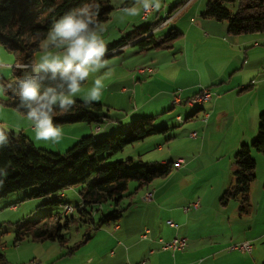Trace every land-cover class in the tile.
Returning a JSON list of instances; mask_svg holds the SVG:
<instances>
[{
	"label": "rangeland",
	"instance_id": "rangeland-1",
	"mask_svg": "<svg viewBox=\"0 0 264 264\" xmlns=\"http://www.w3.org/2000/svg\"><path fill=\"white\" fill-rule=\"evenodd\" d=\"M186 0H177L178 3ZM208 0H204L206 3ZM162 8L161 14L167 13L177 3L176 0H163L160 1ZM166 2V8L164 6ZM135 3V0H111L110 5L114 8L111 17L106 22L100 23L106 28L103 33L107 44L117 41L125 33H128L136 26L152 24V17L148 20H140L143 15V10L136 16H122L121 9L123 7L131 6ZM164 9L168 11L165 12ZM159 11V10H158ZM151 15V14H150ZM149 15V16H150ZM154 16V14H153ZM194 21L191 25L199 26V21L202 16L201 13H194ZM162 21V20H161ZM157 26L158 27L161 23ZM202 21V20H201ZM219 21L218 23H221ZM225 25H227V22ZM228 26V25H227ZM174 24L170 25L162 33H166L171 30ZM176 28V27H175ZM181 30L183 35L177 39L172 48L165 49H152L148 48L140 50L139 48L129 46L124 49L123 52L117 53L107 58L111 67V72L105 80V90L103 92L101 100L97 101L105 105L104 111L109 117H125L130 114V122L141 117L142 115H135L132 112L139 108L141 103H173L172 99L168 102L165 100L164 95L153 101L158 90H175V92L183 94H192L197 91L201 93L205 88L213 89L217 83L211 84V80L215 79L217 73L222 69L223 62L221 59L222 48L217 36V31H212L208 26L193 28L187 38V32ZM155 29V30H156ZM187 48V50L185 49ZM40 54V50L35 54V58ZM157 58L163 64L166 65L160 73V79L152 82L149 85L141 84V81L147 80L148 76L140 75L137 78L133 76L128 77V74L133 72L137 73L138 67H145L148 64L152 65L151 58ZM34 58V59H35ZM175 58V59H174ZM16 60L14 53L9 52L0 44V77L11 79L13 77L12 65L8 66L4 63H13ZM2 63V64H1ZM153 66V65H152ZM17 67V64L16 66ZM133 81V82H132ZM139 81V85L134 84ZM0 84H2L0 82ZM3 85V84H2ZM88 85L82 87V94L87 91ZM128 89L124 91L123 88ZM189 90V91H187ZM174 96V95H173ZM193 96L190 97V99ZM5 91L0 93V128H6L7 131L12 132H26L32 133L30 130V122H28L23 113L3 103L2 100L6 98ZM247 96L241 99H246ZM239 100H237L238 102ZM137 104L139 106H137ZM200 104V103H199ZM239 105V104H237ZM186 106V105H184ZM150 107V106H149ZM196 106L194 110L198 109ZM148 109V108H147ZM182 110L180 107L175 108L172 111L155 114L154 125L156 127L160 125V121L164 118H168L172 112L178 113ZM200 117L202 116V110L199 111ZM184 116V115H183ZM143 117V116H142ZM231 119H228V123L225 125H231L230 132L236 129L235 124H231ZM195 120H199L195 119ZM226 122V120L224 121ZM196 123V122H193ZM79 125H86L87 123H74ZM180 125V124H179ZM64 134L71 132L68 127H72V124H65L61 126ZM84 128L80 129L83 131ZM123 129V128H121ZM183 132L184 137L181 135L177 138H170V134H161L151 136L143 141L136 142L134 144L126 146L121 152L115 154L110 161L115 160H133L134 163L139 161L143 162H156L161 163V156L167 155L171 157L169 160L175 161L176 157L186 156L189 149H194L196 156L195 171H193L187 181L190 183V188L182 192V196H188L189 193H203L204 189L213 181L217 180L216 166L218 164L225 163V161L218 162L219 151L222 148V144L217 141H208L204 147L198 150L197 147L191 145L188 142L191 138L189 135L191 127L186 126V131L182 128H175ZM199 132V129H195ZM190 136V137H189ZM30 138V137H29ZM81 138V137H80ZM170 139V140H169ZM32 140V139H31ZM33 141V140H32ZM34 142V141H33ZM34 143L37 147L47 149L55 153H65L74 143L73 140L64 135L62 141L59 144H53L50 142H37ZM163 144V150L159 149L158 144ZM250 144V143H249ZM260 152L253 149L252 153ZM262 153V152H260ZM264 155V154H263ZM185 158V157H184ZM177 160V159H176ZM221 159H219L220 161ZM179 170L174 168L166 177L156 178L148 185V188L158 190L161 185V190L158 191V198L170 196V191H180L178 186ZM219 180H221L219 178ZM81 185H77L66 189V202L75 206L80 201V195L78 191L81 190ZM199 187H203L202 190ZM172 188V189H171ZM129 195L123 199L120 207L124 208L122 217L116 222L110 224H103L102 227L97 228L92 222L88 221V218L82 217L78 212L74 214L75 221L70 224L69 228L63 227L61 232L62 236L67 240L64 245L55 241L35 242L29 238H24L22 241L16 242L17 228L26 220H38L41 217L48 215L54 216L61 208L57 205L47 204L46 197H31L32 189H25L10 194L8 197L0 200V255L4 257L5 264H29L34 261L36 264H121L119 259L124 260L128 264L134 258L127 261L125 256L130 254V247L137 249L142 246L141 239L139 237L141 226L147 220H150L156 228L167 220L166 215L162 217L161 213L156 211L155 216L147 214L145 211L146 203L142 201L143 194L147 191V187L140 188L136 181L129 183ZM153 192V191H152ZM148 193H146L147 195ZM145 195V196H146ZM258 195V193H257ZM180 196V195H177ZM164 198V197H163ZM168 201V200H167ZM12 205H16L13 208ZM114 205L109 202L101 206L100 210L95 212L93 218L95 223H98L99 219L103 215H107L114 210ZM144 220H146L144 222ZM116 224H121L127 232L129 238H122V230L116 231L114 229ZM120 242V243H119ZM254 252L252 254L236 253L235 258L232 260L236 264H246L250 261L251 264H264V236L253 241ZM74 247V250L72 249ZM73 250L74 252H70ZM111 251L115 252V257L110 256ZM134 257V255H132ZM226 259H221L217 264H226ZM130 263V264H131ZM123 264V263H122ZM206 264H214L211 260ZM228 264V263H227Z\"/></svg>",
	"mask_w": 264,
	"mask_h": 264
},
{
	"label": "trees",
	"instance_id": "trees-1",
	"mask_svg": "<svg viewBox=\"0 0 264 264\" xmlns=\"http://www.w3.org/2000/svg\"><path fill=\"white\" fill-rule=\"evenodd\" d=\"M110 1L100 0L99 23L111 17L114 8ZM80 3L81 0H0V44L15 54L17 65H30L40 49L35 44L27 43L25 34L46 31L55 17ZM201 16L227 22L229 35L264 33V0H208ZM158 24L136 26L119 40L107 44L109 51L106 58L123 52L129 46L140 50L172 48L183 33L175 27L166 33L153 32ZM24 71L14 67L13 77L8 80L0 77V82L7 86ZM5 94L7 97L2 100L4 104L23 114L26 112L10 90H5ZM176 94L181 97L178 92L174 93V97ZM104 108L103 103L94 102L90 107H77L55 117L54 122L60 126L81 122L96 125L92 134L83 135L65 153L39 148L23 132L8 131V142L0 146V169L4 170V175L0 176V200L17 191L32 189L31 197H46L47 204L61 208L53 217L45 215L38 220L22 222L17 228L16 242L27 237L35 242L55 241L64 245L67 239L61 232L63 227L69 228L75 221L76 212L88 218L97 228L116 223L125 210L120 205L129 195L131 181H136L139 189L148 187L156 178L168 176L175 168L171 160L165 163L110 161L126 146L151 136L167 134L169 128L164 125L156 127L155 116H141L123 129L102 134L101 127L109 118ZM97 127H100L98 131ZM253 149L264 154V111L259 115L258 132L253 141L240 144L234 154V182L221 197L223 203L237 199L241 214H247L251 206L250 190L256 178ZM77 185L82 186L79 191L81 199L73 206L65 201L61 193ZM109 202L115 206L114 210L95 223V212ZM65 204L71 205L74 210L64 214ZM0 264H5L3 255H0Z\"/></svg>",
	"mask_w": 264,
	"mask_h": 264
},
{
	"label": "crops",
	"instance_id": "crops-1",
	"mask_svg": "<svg viewBox=\"0 0 264 264\" xmlns=\"http://www.w3.org/2000/svg\"><path fill=\"white\" fill-rule=\"evenodd\" d=\"M163 1V0H160ZM170 11L164 9L167 13L161 14L159 11H154L150 16L145 18L143 15L140 20H148L152 17L155 24L166 18H172L171 21L162 27H158L154 32L162 33L170 25L174 24L180 31L186 28L187 38L193 28H202L208 26L213 31H217V38L221 44V56L224 63L222 69L217 73L215 79H212L211 84L217 83L216 87L209 89L212 93L211 100L202 103H194V105L187 104V100L197 93L181 94L182 103L172 106L171 103H141L139 108H136L135 115L142 116H155V114L166 113L173 109L181 108L178 113L172 112L168 118L160 121V125L167 126L170 133H174L170 138H177L181 135L184 137L183 132L173 130L175 128H182L186 131V126L191 127V133L199 129L197 137H190L188 141L195 147H204L208 141H217L222 144L219 151L218 162L225 161V163L216 166L217 180L211 182L203 191V193H189L188 196H182V192L190 188V183L187 181L189 175L195 171L196 162L194 149H189L186 156H179L176 159L183 158L185 163L178 167L179 179L178 186L180 191H170V196L161 194L158 198L157 193L161 190V185L158 190L147 187V191L142 196V201L146 203L145 211L147 214L155 216L158 210L162 217L166 215L167 220L162 223L158 228L150 222L144 220L145 223L141 226L139 237L142 240V246L137 249L130 247V254L125 256L127 261L134 258L133 263L128 264H206L211 260L214 264L221 259H226V264H236L232 261L237 252L245 255L254 252V245L251 252H243L238 250H231L230 247L234 244L259 239L264 236V155L257 152L252 153L256 160V178L252 182L250 190V209L247 214L239 212V201L237 199H229L226 203L221 201L224 191L234 182L233 171L235 169L234 154L242 143H251L258 132L259 115L264 111V33H251L241 35H229L227 32V25L222 21L213 18L202 17L199 21V26L191 25L195 19L194 13H202L205 9L206 3L204 0H186L178 3L177 0ZM164 2L163 8L166 6ZM166 8V7H165ZM154 14V16H153ZM194 19V20H193ZM199 30V29H196ZM182 32V31H181ZM128 48V47H127ZM125 48V49H127ZM187 50V48H185ZM152 71L144 73L133 72L128 74V77L137 78V76L144 75L148 77L147 80L141 81V84L149 85L152 82L160 79V73L166 69L163 64L156 57L151 58ZM175 59V58H174ZM2 64V63H1ZM5 65L16 66V63H4ZM133 82V81H132ZM139 85L136 82L134 84ZM124 91L128 88H123ZM189 91V90H187ZM175 90H158L153 101L164 95L167 98L165 101L174 97ZM198 94V93H197ZM246 99H241L244 98ZM237 100H239L237 102ZM239 104V105H237ZM186 105V106H184ZM150 106V107H149ZM198 106L199 108L194 110ZM148 108V109H147ZM202 110L200 117L199 111ZM130 114L125 117H109L107 122L102 125V134L114 132L122 127H126L130 122ZM184 115V116H183ZM178 116L186 119L181 126H178ZM140 117V116H139ZM199 120H195L198 119ZM231 119V124L236 125V129L230 132L231 125L225 127L228 119ZM226 120V122H224ZM196 122V123H193ZM84 123V122H83ZM72 124L70 128L72 131L64 135L70 137L73 143L85 134H92L96 125L86 124L80 125ZM84 128L83 131L79 130ZM31 130V127H30ZM168 132V133H169ZM27 136L33 139V134L26 132ZM170 140V139H169ZM163 144H158L159 149ZM198 148V150H201ZM163 150V148L161 149ZM161 163L169 161L171 157L165 155L161 156ZM174 165V163H173ZM219 178L221 180H219ZM201 190L203 187H199ZM172 189V188H171ZM153 191L152 199L149 201L144 200L147 192ZM258 193V195H257ZM79 194V191H78ZM180 195V196H177ZM66 198V193H64ZM168 200V201H167ZM193 202H198V207H191L185 210L184 207ZM69 203V202H68ZM16 208L15 205H12ZM157 211V212H158ZM174 221L177 226L172 227L167 222ZM114 229L118 232L122 230V238H129L127 230L121 224H116ZM148 232L147 238H142L145 231ZM176 235L187 238V246L181 250H164L161 248L162 241H170ZM120 243V242H119ZM115 252L111 251L110 256L115 257ZM134 255V257L132 256ZM121 264L124 260L119 259ZM125 264H127L125 262ZM246 264H251L247 261ZM254 264V263H253Z\"/></svg>",
	"mask_w": 264,
	"mask_h": 264
},
{
	"label": "clouds",
	"instance_id": "clouds-1",
	"mask_svg": "<svg viewBox=\"0 0 264 264\" xmlns=\"http://www.w3.org/2000/svg\"><path fill=\"white\" fill-rule=\"evenodd\" d=\"M100 7V0H81L77 7L55 17L46 31L26 33L24 39L35 44L40 54L30 65H17L25 70L23 75L7 86L0 84V93L10 90L26 109L24 116L37 142L59 144L64 131L54 122L55 117L77 107H90L102 98L111 67L103 35L106 28L97 19ZM160 7V0H135L121 14L136 16L141 10L158 11ZM84 85L88 87L82 94ZM7 142V129H0V146Z\"/></svg>",
	"mask_w": 264,
	"mask_h": 264
},
{
	"label": "built area",
	"instance_id": "built-area-1",
	"mask_svg": "<svg viewBox=\"0 0 264 264\" xmlns=\"http://www.w3.org/2000/svg\"><path fill=\"white\" fill-rule=\"evenodd\" d=\"M152 12H154L153 10H149L147 12H144L143 11V16L145 18H147ZM172 18H166L164 20L161 21L160 23V27L164 26V25H167L170 21H171ZM154 32V31H153ZM146 71H152L151 67L149 66H145V67H138L137 69V72L139 73H144ZM212 98V93L210 92V90L208 88H205L204 90H202L201 93L199 94H196L194 97H192L187 103L189 105H194V102H202V106L205 102L211 100ZM178 103H181V97H180V94H176L174 99H173V105H176ZM185 122V120L181 117V116H178V123L177 124H183ZM100 129V127H97L96 128V131H98ZM198 133L196 131L192 132L191 133V137H197ZM185 163V160L183 158H179L177 160L174 161V167L175 168H178L180 166H182L183 164ZM61 194H64V193H61ZM152 196H153V193L152 191L149 193V196H145L144 197V200L145 201H149L152 199ZM199 206V203L198 202H193L189 205H186L184 207V209L187 211L189 210L191 207H198ZM73 207L71 205H64V208H63V211H64V214H67L69 213V211H73ZM170 226L172 227H176L177 224L172 221V220H169L167 222ZM148 230L145 231L143 234H142V238H147L148 236ZM187 246V238L186 237H183V236H179V235H176L173 239H171L170 241H162V245H161V248L164 249V250H181L183 248H185ZM231 250H238V251H243V252H251V250L253 249V243L251 241H245V242H241V243H237V244H234L230 247ZM29 264H36L34 261L30 262Z\"/></svg>",
	"mask_w": 264,
	"mask_h": 264
},
{
	"label": "bare ground",
	"instance_id": "bare-ground-1",
	"mask_svg": "<svg viewBox=\"0 0 264 264\" xmlns=\"http://www.w3.org/2000/svg\"><path fill=\"white\" fill-rule=\"evenodd\" d=\"M194 103H202V102H194ZM147 193H148V194H147V195L145 194V195H146V196H149V193H150V192H147ZM144 197H145V196H144ZM69 212H71V211H69ZM67 214H68V213H67Z\"/></svg>",
	"mask_w": 264,
	"mask_h": 264
}]
</instances>
